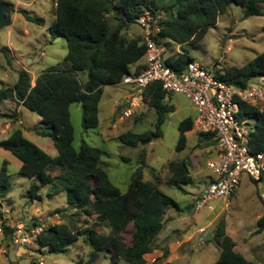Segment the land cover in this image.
Returning <instances> with one entry per match:
<instances>
[{
    "label": "trees",
    "instance_id": "16d2710c",
    "mask_svg": "<svg viewBox=\"0 0 264 264\" xmlns=\"http://www.w3.org/2000/svg\"><path fill=\"white\" fill-rule=\"evenodd\" d=\"M261 3L264 0H56L55 18L48 30L53 38L62 36L67 39L65 61L44 69L34 85L30 72L20 69L11 86L0 88V115L6 100L17 101L38 113L40 126L34 129L40 135L52 137L58 154L52 156L44 151L27 138L21 128L1 139L0 148L21 160L19 174L33 180L28 189L31 197L42 199L40 190L47 186L51 190L49 196L64 192L67 204L84 214L85 224L95 218L106 223L109 230L104 233L94 226L81 230L66 223L49 225L36 237L40 248L47 247L51 253H64L82 238L92 248L90 264L104 250L109 253L111 264H120L122 260L131 264H169L163 262L168 249L155 263L147 262L146 255L154 250L153 242L164 226L167 210L183 211L182 207L161 190L159 176L154 180L144 179L143 168L147 166L145 149L140 154L141 165L128 181L126 191H121L100 165L104 154L101 148L86 141L79 149L74 146L70 107L73 103L82 105L84 129L99 127L104 86L120 84L125 74L145 68L140 62L146 52L145 38L131 40L123 34V30L137 23L145 11L163 14L160 20L162 31L157 39L172 46L203 39L231 5L242 6L244 16L248 17L264 14ZM24 13L30 21L44 22L42 17ZM112 19L117 21L114 26ZM193 60L188 51H178L165 57V63L176 71H182ZM82 73L86 74L85 81L80 78ZM216 75L234 86L245 88L252 79L264 75V51L244 66H231ZM143 98L157 113L155 130L128 131L119 135L118 139L128 146L137 147L161 137L162 125L175 109L166 101L167 93L160 82L148 86L143 91ZM239 118L251 126L250 150L264 153V107L241 101ZM193 129V117L180 122L177 151L185 148L187 133ZM199 136L201 141L208 139L215 144L211 134L199 133ZM168 167L171 183L187 184L192 180L188 159L172 161ZM55 169L60 173L54 175L50 172ZM10 177L4 164L0 170V198L8 196L12 190ZM253 180L264 181V175L260 180ZM2 224L7 235L14 233V228L4 221ZM131 225L135 229L133 240L126 243L123 233ZM263 230L264 213L258 219L256 232ZM212 242L220 250L213 264H254L235 249L236 243L227 233L224 220L218 223Z\"/></svg>",
    "mask_w": 264,
    "mask_h": 264
},
{
    "label": "rangeland",
    "instance_id": "374dc122",
    "mask_svg": "<svg viewBox=\"0 0 264 264\" xmlns=\"http://www.w3.org/2000/svg\"><path fill=\"white\" fill-rule=\"evenodd\" d=\"M2 1L11 7L7 13L11 23L0 27V88L11 86L18 77V71L23 68L30 72L33 84L44 69L64 63L68 52L67 39L62 36L53 38L48 30L55 18L56 0ZM260 6L264 10V3ZM24 12L42 17L44 22L30 21ZM116 23V20H111L113 26ZM123 34L131 40L145 38L138 23L125 28ZM165 47V57L178 51H188L211 73H224L231 66H244L264 51V14L245 17L244 8L234 4L219 16L217 24L210 27L200 41L172 46L165 44ZM143 61L141 59L140 62ZM80 78L85 81L86 74H80ZM253 82L256 80L252 79L250 83ZM129 93V87L123 84L104 86L99 111L100 125L95 129H84L82 105L73 103L70 112L75 135L74 146L79 149L82 142L86 141L101 148L104 154L100 165L123 192L126 191L134 171L141 165L142 150H146L144 179L154 180L159 176L161 190L171 195L183 209L167 210L164 226L153 242L154 250L162 249L160 257H164L165 249H168V258L171 254L169 246L164 245L168 237H164L170 234V239L174 241L180 238L181 233H191L194 235L191 242L185 246L182 244L184 248L191 247V252L187 251L186 255L180 257L185 252L179 250V247L171 255L175 254L173 264H213L218 259L220 250L212 242V237L218 223L224 220L227 233L237 244L236 250L252 263L264 264V230L256 232L258 219L264 213V201L261 199L264 181H254L248 174H243L232 196L211 201L208 205L213 206V209L206 206L198 210L196 200L214 177L207 162L215 157V144L208 139L201 141L200 132L193 129L187 133L185 148L176 150L180 135L179 124L187 117L195 119L196 107L183 94H172L166 101L175 109L162 125L163 135L148 144L132 147L124 144L118 136L128 131L155 130L157 113L143 97L132 102L133 104L126 103ZM11 101H4L1 109L3 114L0 118L12 122L9 127L8 123L0 127V140L10 135L19 114L17 107L20 103L15 106ZM259 106L263 108L264 104ZM123 110H127L129 114L123 115ZM20 111L24 124L18 127L24 131L25 136L50 155L56 156L58 152L52 137L40 135L34 129L40 126L41 116L24 105L20 106ZM184 158L190 161L192 180L187 184H173L169 181L171 173L168 164ZM4 164L11 175L12 190L8 196L0 198V264H90L92 248L82 238L64 253H51L47 247L40 248L37 236L31 230L38 223H44L45 227L66 223L74 228L80 227L81 230L94 226L98 231L107 233L109 228L106 223L87 217L89 223L85 224L84 214L67 204L66 193L49 196L48 192L51 190L48 186L40 190L42 199L31 197L28 189L33 180L19 174L21 160L10 151L0 148V170ZM50 172L56 175L60 170ZM3 221L15 229L14 233L23 229L31 237H27V241L16 242L17 234L15 233V237L14 233L7 235L3 229ZM134 231V226L131 225L123 233L126 243L132 242ZM200 237L207 239L206 243L197 245L196 239ZM154 250L153 255H146L149 263H155L159 258L155 257ZM166 258L163 259L164 263ZM92 264H111L109 253L106 250L99 252ZM120 264L131 263L122 260Z\"/></svg>",
    "mask_w": 264,
    "mask_h": 264
},
{
    "label": "built area",
    "instance_id": "2783aa9c",
    "mask_svg": "<svg viewBox=\"0 0 264 264\" xmlns=\"http://www.w3.org/2000/svg\"><path fill=\"white\" fill-rule=\"evenodd\" d=\"M162 18V14L148 10L137 19L145 36V68L125 74L120 84L130 89L126 103L133 104L142 99L148 86L160 82L167 98L170 94H183L196 107L194 128L200 133L212 135L217 152L216 157L207 162L214 177L197 198L196 208L200 210L208 206L213 209L208 204L215 199L232 196L243 174L257 180L264 175V153L250 150L251 126L239 118L241 101L256 106L264 104V75L254 78L256 82L242 88L222 80L196 60L188 62L182 71L172 69L165 63V44L157 39L162 31ZM128 114L127 110H123V115ZM261 199L264 201V191L261 192ZM45 228V224L41 223L31 231L37 236ZM15 233L16 242H24L31 237L23 229Z\"/></svg>",
    "mask_w": 264,
    "mask_h": 264
},
{
    "label": "crops",
    "instance_id": "0c3cea01",
    "mask_svg": "<svg viewBox=\"0 0 264 264\" xmlns=\"http://www.w3.org/2000/svg\"><path fill=\"white\" fill-rule=\"evenodd\" d=\"M135 68V66L133 67V69ZM35 82H36V80H34V84H35ZM11 102H13L14 104H15V106H17V101H14V100H12ZM21 105H23V104H19L18 105V107H17V112L19 113L18 114V116H17V118H16V120H15V123H14V128L13 129H11V132H10V134L16 129V128H19L18 127V125H23L24 124V120H23V118H22V114H21V111H20V106ZM2 106H3V104H2ZM2 106H1V109H2ZM2 113H3V111H2ZM11 122L12 121H6L5 119H3V118H0V127H2V125H4V124H6V123H8V126L7 127H9V125L11 124ZM7 125V124H6ZM24 132V131H23ZM25 134V133H24ZM216 149L214 150V154H213V156H215L216 157ZM170 211V210H169ZM166 215V214H165ZM175 230V229H174ZM178 230V229H177ZM176 231V230H175ZM170 235V234H169ZM166 236V237H164V238H167L166 240H165V243H164V245H168L169 246V251H170V256L168 257V258H166L165 259V262H168L169 264H173L174 263V259H173V257L175 256V254H173V256H171L172 255V253L173 252H175L176 250H178V248L180 247V249L179 250H181V251H184L185 253L183 254V255H181L180 257H182V256H184V255H186V252L188 251H190L191 252V247H188V248H184V246L185 245H188L189 243V241L191 242V239L193 238V236L194 235H191V233L189 234V235H187V234H185V233H181L180 234V238L179 239H177V240H171L170 239V237L171 236ZM206 240L207 239H204V238H202L201 239V237H200V239H196V241H197V245H199V244H201V243H206ZM208 240H209V238H208ZM194 242V241H193ZM177 244H179V245H177ZM182 244H184V246L182 245ZM211 244V243H210ZM206 245V244H205ZM237 245V244H236ZM195 246V245H194ZM197 247V246H196ZM205 247V246H204ZM184 249V250H183ZM219 249V248H218ZM235 249H236V246H235ZM154 255H155V257H160L162 254H163V251H162V249H155L154 250ZM148 255H153V252H151V253H149Z\"/></svg>",
    "mask_w": 264,
    "mask_h": 264
},
{
    "label": "water",
    "instance_id": "95a60500",
    "mask_svg": "<svg viewBox=\"0 0 264 264\" xmlns=\"http://www.w3.org/2000/svg\"><path fill=\"white\" fill-rule=\"evenodd\" d=\"M10 10L11 7L0 0V27L10 25L11 20L7 17V13H9Z\"/></svg>",
    "mask_w": 264,
    "mask_h": 264
}]
</instances>
